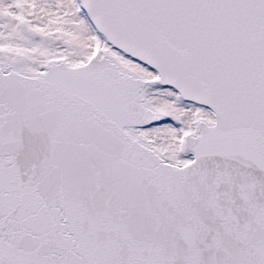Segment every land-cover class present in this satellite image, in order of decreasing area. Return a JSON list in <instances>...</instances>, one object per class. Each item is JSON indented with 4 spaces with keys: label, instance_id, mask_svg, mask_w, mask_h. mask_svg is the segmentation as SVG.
Instances as JSON below:
<instances>
[{
    "label": "snow or ice",
    "instance_id": "1",
    "mask_svg": "<svg viewBox=\"0 0 264 264\" xmlns=\"http://www.w3.org/2000/svg\"><path fill=\"white\" fill-rule=\"evenodd\" d=\"M0 264H264V0H0Z\"/></svg>",
    "mask_w": 264,
    "mask_h": 264
}]
</instances>
